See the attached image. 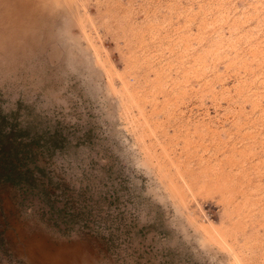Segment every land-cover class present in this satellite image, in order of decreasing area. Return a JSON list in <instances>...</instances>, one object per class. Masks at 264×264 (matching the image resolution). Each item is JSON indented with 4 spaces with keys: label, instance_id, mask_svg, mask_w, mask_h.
I'll list each match as a JSON object with an SVG mask.
<instances>
[{
    "label": "rangeland",
    "instance_id": "obj_1",
    "mask_svg": "<svg viewBox=\"0 0 264 264\" xmlns=\"http://www.w3.org/2000/svg\"><path fill=\"white\" fill-rule=\"evenodd\" d=\"M2 3L0 264H264V0Z\"/></svg>",
    "mask_w": 264,
    "mask_h": 264
},
{
    "label": "bare ground",
    "instance_id": "obj_2",
    "mask_svg": "<svg viewBox=\"0 0 264 264\" xmlns=\"http://www.w3.org/2000/svg\"><path fill=\"white\" fill-rule=\"evenodd\" d=\"M3 0H0V12H2V14H0V21L2 20L5 24V19L6 17L4 16L6 13H4V6H3V3H2ZM15 29V28H14ZM6 32V31H5Z\"/></svg>",
    "mask_w": 264,
    "mask_h": 264
},
{
    "label": "trees",
    "instance_id": "obj_3",
    "mask_svg": "<svg viewBox=\"0 0 264 264\" xmlns=\"http://www.w3.org/2000/svg\"><path fill=\"white\" fill-rule=\"evenodd\" d=\"M13 172H15V167H14V170H12Z\"/></svg>",
    "mask_w": 264,
    "mask_h": 264
}]
</instances>
